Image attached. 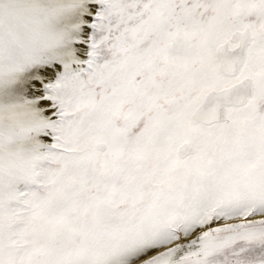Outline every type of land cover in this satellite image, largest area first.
<instances>
[{"label":"snow or ice","instance_id":"obj_1","mask_svg":"<svg viewBox=\"0 0 264 264\" xmlns=\"http://www.w3.org/2000/svg\"><path fill=\"white\" fill-rule=\"evenodd\" d=\"M0 264H264V0H0Z\"/></svg>","mask_w":264,"mask_h":264}]
</instances>
